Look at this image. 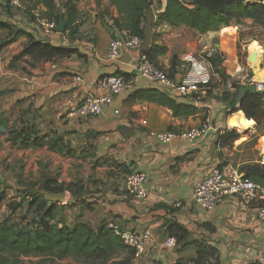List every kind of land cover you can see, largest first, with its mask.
<instances>
[{"label":"crops","instance_id":"crops-1","mask_svg":"<svg viewBox=\"0 0 264 264\" xmlns=\"http://www.w3.org/2000/svg\"><path fill=\"white\" fill-rule=\"evenodd\" d=\"M36 1L31 4L30 0H24V7L17 15L6 13L8 8H12L7 1L0 3L4 9V12L0 9V22L24 32L13 43L0 49V92L6 91V94L0 96V113L9 116V125H12L20 109L37 111L39 117L36 124L42 133L55 131L63 134L78 153L88 150L95 155L89 160L100 157L105 159L108 168L121 176L107 178L103 188L91 195H84L93 204L88 208L79 205L84 211L79 212L78 219L67 224L82 221L97 228L112 221L122 230L136 234L149 230L151 239L146 251L141 258L132 259V264H176L179 260L185 264H194L189 262L196 255L193 245L182 249L165 246L169 237L167 227L172 222L184 226L190 240L217 247L221 264H264V224L258 218L256 207L244 206L235 196L226 197L213 210L200 208L192 201L195 184L218 164L231 161L230 149L216 145L217 135L225 130L222 124L224 121L227 123L228 117L227 104L223 99L203 96L206 93L196 95L195 100L177 97L168 89L140 77L116 95L112 104L104 107L101 115L69 118L68 111L86 97L109 93L102 85L104 79L124 74L130 77L137 52L126 50L115 61L107 59L111 39L125 33L115 25L118 13L109 0H80L77 3L80 16L89 11L91 19L85 21L88 15L82 19L80 17L77 34L73 38L58 31L45 35L31 16ZM165 3L166 0H160L159 10H163ZM36 8L44 10L42 5ZM161 27L163 31L171 32V35H164L160 39L153 35L158 43L168 47L167 54L159 59L169 68L171 59L177 56L173 77L177 82H194L202 75L210 78L209 83L211 78H219V74L213 70L211 73L212 65L208 61L202 74L195 68L183 72L191 57L184 59L182 56L188 55L193 46L197 49L206 48L214 38H218L221 42L215 44V50L229 55L232 44L235 42L237 45L247 34L252 35V30L260 34V37L259 42L257 40L250 44V49L254 44L256 47L264 45V28L256 26L250 19L207 33H199L185 25L172 27L163 24ZM184 28L197 33V39L193 35L190 39L184 36ZM8 34V29L0 28V45ZM29 36L53 45L77 48L82 56L11 66L13 58L27 45ZM166 37H175L177 45L174 41L169 43ZM228 61H223L226 80H220L222 83L217 88H210L218 96L227 91L233 92L234 85L246 84L239 80L240 77H246L249 71L243 61L238 62L237 68L235 61L230 60V65H227ZM261 65L264 71V58ZM252 72V78H255V70ZM148 88H159L172 97L191 101L200 111L195 116L175 117L167 107L134 97L138 90ZM22 99L24 101L18 104ZM115 110H119V113H115ZM205 115L207 120L203 121ZM144 120L146 124H143ZM207 122L211 123L208 133L194 144L182 138L166 144L147 135L151 130H187ZM121 126L134 127V131L130 136H125L120 131ZM255 126L253 123L249 128ZM40 151L56 154L46 147L23 149L13 146L8 141L7 128L0 126V158H6L9 153L21 159L23 155ZM128 167L147 174L145 186L149 193L146 198L137 199L126 191L124 179ZM3 175L9 177L6 173ZM9 178L11 182L17 180L11 175ZM71 198V206H74L72 204H76L77 197Z\"/></svg>","mask_w":264,"mask_h":264},{"label":"trees","instance_id":"trees-1","mask_svg":"<svg viewBox=\"0 0 264 264\" xmlns=\"http://www.w3.org/2000/svg\"><path fill=\"white\" fill-rule=\"evenodd\" d=\"M79 1L37 0L32 9L42 5L44 7L43 15L49 20L55 21L57 25L63 19L66 24L63 34L73 38L77 34L81 17L77 7ZM109 2L117 9L118 17L114 20L116 27L124 31V34L137 35L144 41L146 12L151 8L152 0H109ZM31 16L33 17L32 14ZM247 19L264 28V2L237 0L227 3L220 11H213L203 3L189 4L184 0H166L163 10L158 12L156 24H167L172 27L185 25L199 33H207L241 24ZM0 28L8 29L9 32L8 37L2 41L0 49L13 43L18 36L24 34L22 30L13 29L7 23L0 22ZM214 42L215 44L218 43L217 40ZM167 52L168 47L158 43L153 37L152 44L144 51V54L156 64L157 59L166 55ZM73 55L82 56L77 48L57 46L29 36L27 45L15 58L29 56L34 63L35 61L55 62ZM176 59L177 57L171 59L170 72H167L171 78L175 74ZM208 60L215 73L225 72L221 67L223 59L218 50H214L213 55ZM124 76L127 77V74ZM203 86L209 87L207 90L211 88L210 83ZM236 88L238 89V86ZM4 94L6 91L0 92V96ZM235 94L231 91L222 94V99L227 104V110L229 109L228 113L226 111V115L229 116L234 112L242 111L246 119L253 121L257 127H261L264 119V89L246 94L241 102L231 107V100ZM134 97L167 107L172 110L175 117L195 116L200 111L191 101L172 97L159 88L140 89L134 94ZM23 101L22 99L17 103ZM38 117L37 111L30 108L20 109L12 125H9V116L0 113V126L7 128L8 141L13 146L23 149L46 147L49 151L65 158L83 155L82 152L78 153L76 149L72 148L70 140L65 138L63 134H58L55 131L42 133L36 124ZM202 120L206 121L207 115ZM235 129L237 128L219 132L216 139L217 147L232 148L234 142L240 138ZM238 170L243 177L264 185V163L260 161L244 163L239 166ZM125 171L129 173L131 169L128 167ZM65 191L67 189L64 185L57 184L52 179H45L42 184L35 186L34 193L24 190L21 201H14L13 196L9 197L5 190L0 191V264H18L21 258H39L42 261L41 264H55L57 261L66 259H75L80 264L131 263L133 251L124 245L119 235L109 228L108 224H101L94 228L89 223L82 221H75L69 225L55 219L59 204L46 200L44 193L52 194ZM26 199L29 200L30 206L39 203L37 210L43 212L34 227L19 225L10 218L2 216L1 210L3 208L14 213L20 208L21 202L26 201ZM167 231L169 236L176 237L178 249L190 245L195 247L196 255L189 259V262L194 264H221L220 251L217 247L190 240L189 232L178 222L170 223ZM176 264L185 263L179 260Z\"/></svg>","mask_w":264,"mask_h":264},{"label":"rangeland","instance_id":"rangeland-1","mask_svg":"<svg viewBox=\"0 0 264 264\" xmlns=\"http://www.w3.org/2000/svg\"><path fill=\"white\" fill-rule=\"evenodd\" d=\"M1 1L6 2V0H0V3ZM184 1L189 4H194V2H196L197 0H184ZM30 2L31 4L34 3V0H30ZM151 7H153L155 10L156 21H157L158 12L160 11L159 10L160 0H152ZM0 9H2V11L4 12V9L1 6V4H0ZM19 11L20 9L8 8V11L6 13L8 15H17L16 13H19ZM84 16H87L85 21L91 19L89 11L85 15L81 16V19ZM156 21L153 27V35L156 36V38L160 39L164 35H171V32L163 31L164 28L161 27L160 24H156ZM183 35L187 36V38L189 39L191 35H193L195 40L197 39V33L193 32L192 30H189L188 28H184ZM258 36L260 37V34L252 30V35L248 36L247 34V37H244V39H240L237 45L235 44V42L232 44V46L230 47L229 55L221 52V58L223 59V61L229 60L227 65H230L231 63L230 60H233L235 61V66L237 68L238 62L242 60L245 68L249 70L248 75L246 77L239 78L240 81L246 82V84H241L243 86H247L250 84L249 82L251 81L253 74L252 71L256 69L255 63L249 60V56L250 54H252L251 53L252 47L257 46L256 44H254L250 49V44H252L253 41L257 42V40L259 42ZM166 39L168 38L166 37ZM215 40L218 41L217 44H220L221 42L220 39L214 38L212 44H210L209 47L206 48L199 47L197 49L195 46H193L192 51H190L188 55H183L182 58L184 59L189 56L191 57L190 60H188L190 61L189 62L190 65L189 64L185 65L183 72L190 71L191 69L194 68L197 69L199 72H203L205 70V66L208 64L207 61L209 62L206 51L208 49L215 50V42H214ZM173 41L176 44L177 39L175 40V37L172 39L171 38L168 39L169 43ZM261 45L259 46L263 49L264 45H262L263 47ZM28 57H21V58L14 57L11 66L23 65V64L34 65L36 62H38L35 61V63H33L34 61L30 60L31 57L30 58ZM223 61L221 62L222 68H223V64L225 65ZM262 63H263V58L260 60V63L258 65L261 70H263L262 69L263 67L261 65ZM156 65L159 66L161 69H163L165 72H170V67L167 68L166 65L162 63V61L159 58L157 59ZM212 70H214L213 67L211 68V73ZM255 75H256L255 76L256 80H261V81L264 80V78H259L257 74ZM226 78H227L226 73L220 72L219 78H215V77L211 78L210 81L211 88L212 89L215 87L217 88L222 83L220 80L222 79L226 80ZM237 90L238 89L234 85V90L232 93H236ZM206 92H207L206 95L203 96H209L212 98H216V97L222 98V95L218 96L216 94H213L212 90H206ZM228 112L229 109L227 110V113ZM222 125H223V129L225 130L230 129L227 123H225V121ZM237 129L235 130L239 133L240 138L234 142L233 144L234 146L232 148L227 147L230 149L231 152V156H230L231 161H228V163L233 165L237 169L239 168L240 165L244 163H254L258 161L264 163V147L262 141V138H264V119L261 127L255 126L254 128H248L246 130L241 128H237ZM237 141L239 142V144L237 143ZM90 157H95V155L94 154L92 155V153H90L88 150H85L83 155H81V157L77 156L74 158H65L57 154L44 153L40 151V152L30 153L28 156L23 155L22 158L19 159L17 158V156L12 157L11 154L8 153L6 158H2V157L0 158V184H1L0 191L2 192L3 190H5L8 192L9 197L13 196L12 199H14V201H21V199H23L24 190L34 193L35 186L37 187L40 184H42L45 179H52L57 184L64 185L65 188L67 189V191H65L67 196L65 202L67 204H63V203L59 204V207L57 208V216L55 217V219L64 223L72 222L74 219L75 220L78 219L77 216L79 215L80 211H84V208L80 207L79 205L82 206L86 205L88 208L89 205L93 204V202H88L87 198L89 197L84 195L86 194L91 195L100 188H103L106 179L109 177L111 178L121 177L114 170L108 168L109 164H107L105 159L100 157V158H95V160L93 159L89 160ZM36 159H40L41 161L38 162ZM5 173L9 177L11 175V177H14V179L17 178V180L15 182H11L9 180L10 179L9 177H4L3 174ZM71 197H75V198L77 197L76 204H73L74 206H71V203H73ZM83 197L85 198L83 199ZM28 201H29L28 199H26V201H22L20 208L16 210V212L14 213H11V211L8 210L7 208H3L1 210L2 216L5 218H10L19 225H28L29 227H34L36 222L38 221L39 216L43 212L37 210L39 203L38 205L36 204L30 206ZM41 263L42 261H40L39 258H21L18 264H41ZM55 264H80V262L75 259H66L63 261H57L55 262Z\"/></svg>","mask_w":264,"mask_h":264},{"label":"built area","instance_id":"built-area-1","mask_svg":"<svg viewBox=\"0 0 264 264\" xmlns=\"http://www.w3.org/2000/svg\"><path fill=\"white\" fill-rule=\"evenodd\" d=\"M6 1L14 9H23L24 7V0ZM32 15L45 35H50L57 31V23L46 18L43 15L42 9H33ZM142 47L143 40L137 35L122 34L111 39L106 54L109 61H115L126 50L137 52V57L132 66L131 76L112 75L107 77L103 80L102 85L109 93L86 97L77 106L71 108L67 116L72 119H82L101 115L104 107L111 105L116 95H119L122 91L130 87L140 77L149 79L157 85L168 89L177 97L195 100L196 95L206 93L208 88L203 85L208 84L210 80L206 75H202L194 82H177L169 77L167 72L154 64L144 54ZM206 52L209 59L213 55L214 50L208 49ZM203 72H200V74ZM249 83L255 84L257 90L264 89V80L261 81L252 78ZM115 113H119V110H115ZM146 123L147 121L144 120L143 124ZM210 127L211 123L207 122L201 126L192 127L187 130H151L147 135L158 142L166 144L171 143L177 138H182L194 144L208 133ZM146 180L147 174L145 172L131 169L125 175L124 179L126 191L129 195L137 199L146 198L149 193L145 186ZM228 196L237 197L246 207H256L258 210V218L264 224V185L250 178L243 177L239 170L229 163L215 166L195 184L192 201L200 208L213 210ZM108 226L119 235L124 245L133 251V260H137L144 255L147 243L151 239L149 230H145L141 234H136L131 231L122 230L112 221L108 223ZM165 246L170 249H175L177 247L176 237L169 236L165 241Z\"/></svg>","mask_w":264,"mask_h":264},{"label":"water","instance_id":"water-1","mask_svg":"<svg viewBox=\"0 0 264 264\" xmlns=\"http://www.w3.org/2000/svg\"><path fill=\"white\" fill-rule=\"evenodd\" d=\"M237 1V0H197L194 3H203L205 4L209 9L213 11H220L224 8V6L227 3ZM256 1H264V0H256ZM156 21V13L154 8H150L146 12V27L144 30V41H143V47L142 50L146 51L150 45L152 44L153 41V27L154 23ZM65 21L63 19L60 20L58 29L57 31L59 33H64L65 32ZM249 60L254 62L255 61V56L253 54H250ZM256 72V71H255ZM257 91V87L255 84H249L247 86L239 85L238 90L234 97L231 100V107H234L236 104L241 102V100L244 98V96L248 93H254ZM245 116V115H244ZM120 131L123 135L125 136H130L133 131L134 127H127V126H121ZM45 199L51 202H55L57 204H62L65 203L66 201V192H60V193H44Z\"/></svg>","mask_w":264,"mask_h":264},{"label":"bare ground","instance_id":"bare-ground-1","mask_svg":"<svg viewBox=\"0 0 264 264\" xmlns=\"http://www.w3.org/2000/svg\"><path fill=\"white\" fill-rule=\"evenodd\" d=\"M251 53L255 56V61L253 63L256 65V74L259 78H264V71L258 66L260 60L263 58L264 51L260 47L253 46ZM227 124L230 128H241L246 130L252 127L253 121L246 119L242 111H237L227 117ZM262 141L264 147V138H262Z\"/></svg>","mask_w":264,"mask_h":264}]
</instances>
